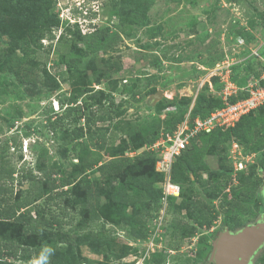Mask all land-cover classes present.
<instances>
[{"label": "rangeland", "instance_id": "rangeland-1", "mask_svg": "<svg viewBox=\"0 0 264 264\" xmlns=\"http://www.w3.org/2000/svg\"><path fill=\"white\" fill-rule=\"evenodd\" d=\"M5 2L0 0V174L11 168L15 169V174L13 194L1 192L0 199L10 197L11 203L21 199L28 190V182L18 184L21 173L24 175L31 169L38 175L35 169L38 156L43 169H53L56 179L75 171L74 164L81 159L84 163L99 161L97 167L83 174L91 180H100L101 172L109 170L111 161L107 154L93 148L85 150L86 141L78 140L69 146L61 143V137L79 123L66 129L67 121H59L62 129L57 133L48 128L54 116L61 115L64 109L59 104V111L55 112L53 101L78 94L77 86L81 81L90 84L88 88L94 87L104 93L112 91L113 86L116 88L113 99L123 112L110 123L97 126L109 127L108 145H118L121 138L128 136L132 126L141 130L143 125H152L151 122L157 120L150 98L158 90H162L163 95L157 102L166 100L165 103L172 101L180 105L181 99L189 98L190 104L183 103L179 112L183 115L189 113L200 96L222 100L223 84L218 72L229 71L230 82L233 85L241 83V87L261 81L264 76V0H154L142 25L118 14V0H54L48 13L58 25L50 19L51 26L41 32L42 42L31 46L35 49L37 73L44 83L21 84L4 69L9 55L19 53L4 32V26L15 17ZM83 4V15L88 8L95 11L96 17L91 24L96 29L109 27L111 37L105 43L91 45L82 41L84 36L90 39L94 31L87 25V19L77 18L79 14L74 13V9H81ZM77 29L82 36L76 34ZM32 31L30 27L28 32ZM73 45H77L76 50L71 49ZM85 51L90 53L84 55ZM77 58L81 59L77 68L68 67L69 61ZM95 58L116 61L120 66L99 85L93 82L96 74L89 68ZM58 64L63 65V70L55 69ZM43 68L49 78L43 76ZM60 72L62 77L58 76ZM233 144L238 145V142L226 140L222 146L224 150L211 151L209 146L190 149L199 178V183L190 182V188L213 209L208 229L195 224L184 210L176 211L181 197L170 200L165 196L163 184L170 179L171 172L162 173L164 180L154 184L155 189L162 191V198L154 204V199H150L152 204L139 205L142 211L149 208V216H142L147 232H134L132 226L120 219L116 223H106L102 231L106 241L95 245L97 251L89 245L78 246L71 264H210L213 243L219 233L225 227L236 231L254 224L263 211L261 187L264 179L259 164L264 161V132L258 142L261 149L251 154L244 153L242 145L236 148ZM141 151L144 147L137 153ZM106 162L107 168L100 172L99 165ZM239 163L242 170L235 169H240ZM252 169L261 181L252 179L242 183ZM187 175V182L197 178L192 172ZM209 179L220 187L219 196L208 197L204 193L200 183ZM7 187V182L0 183V189ZM18 191L22 194H16ZM53 201L43 198L32 204L29 207L31 215L39 213L47 218L49 211L58 214L59 209ZM100 204L104 205V201ZM123 212L127 219L136 213L135 208ZM70 215L73 225H80L77 233L86 234L88 230L81 226L79 213ZM179 221L187 227L180 229ZM63 228L65 231L69 226ZM9 229L15 231L14 225ZM24 244L31 247L32 238ZM0 264L48 263L32 254L30 258L4 257ZM254 264H264V248Z\"/></svg>", "mask_w": 264, "mask_h": 264}, {"label": "trees", "instance_id": "trees-1", "mask_svg": "<svg viewBox=\"0 0 264 264\" xmlns=\"http://www.w3.org/2000/svg\"><path fill=\"white\" fill-rule=\"evenodd\" d=\"M118 1V14L140 25L146 22L145 14L154 2V0ZM53 2L54 0H6L5 2L12 8L15 17L4 26V32L19 53L9 55L4 62V69L21 84L35 86L44 83L37 73V63L33 57L35 49L32 47L40 41L42 42L41 32L55 21L48 13ZM82 6L81 9H74V13L79 14L77 18L87 19L89 28L94 29L90 39L84 36L82 41L91 45H95L97 42L105 43L111 37L109 27L96 29L91 24L92 18L96 17L95 11L88 8L86 9L88 13L85 12L83 15L82 9L85 8V5ZM52 18L53 21L49 23ZM262 19L264 20V17ZM55 22L58 25V21ZM30 27L33 29L32 32H28ZM76 34L82 36L79 29L76 30ZM71 49L76 50L77 45L71 46ZM89 53L90 51H85L84 55ZM80 62V58L70 60L68 67L77 68L76 66ZM54 67L57 71L63 70L62 64ZM89 68L96 74L93 82L95 85H99L102 79H107L109 73L112 70H118L120 66L116 61L95 58L91 61ZM42 74L49 78V73L45 68L42 69ZM62 75L63 73L60 72L58 76L62 77ZM240 84L236 83L241 87ZM89 85L81 81L77 86L78 94L69 95L63 100L58 99L60 107L64 109L61 115L54 116V119L49 122L48 128L51 132L57 133L62 129V123L60 124L62 121H67L66 129L71 124L79 123L70 133H65L61 137V143L69 146L78 140L86 141L85 150L93 148L107 154L111 161L109 170L103 172L102 170L107 168V162L101 163L98 167V170L102 171L101 179L91 180L83 174L86 170L92 171L97 167L99 161L90 160L84 163L85 160L81 159L74 164L76 172L73 171L62 179H56L53 178L55 173L53 169L50 171L43 169L41 157L38 156L35 162L38 175L32 173L31 169H27L24 175H22L23 173L20 175L18 184H21L22 181L29 183L24 196L12 203L10 197L0 199V261L4 257L30 258L33 254L36 257L40 256L48 264H71L73 260L75 261L74 254L78 246L89 245L94 251H97L95 245L100 246L107 238L102 234V231H105L106 223H116L118 219L122 223L132 226L134 232H147L142 216H149V208L142 211L139 205L146 202L152 204L150 199H154L153 204L160 200L162 191L155 189L154 184L164 180V175L155 170L156 153L147 148L159 139L162 131L172 132L176 129L187 115L184 113L179 115L183 103L188 106L191 100L189 98L181 99L180 105L172 101L165 103L166 100L157 102L153 107V116L157 120L152 121V125H143L141 130L132 126L128 136L121 138L118 145H108L109 127H99L97 124L110 123L122 114L123 111L120 110L119 104H116L113 99V94H115L113 92L116 88L113 86L112 91L104 93L103 90H97L94 87L88 88ZM260 85L264 86V81ZM243 97L245 94L240 93L236 97H231L229 101L234 102ZM170 106H173L175 111L166 113L162 118V112ZM222 106L223 101L220 99H204L200 96L189 111V118L191 121L196 117L203 118ZM263 118L264 104L244 115L233 127L224 130L215 129L209 134H199L191 140L190 145L175 158L170 171V181L180 186L181 201L176 207V211L184 210L186 216L199 227L206 229L210 227L209 215L212 213V207L201 200L190 188V182L199 183L198 174L195 173V167L192 164L190 149L209 146L211 151L224 150L222 146L225 141L233 139L238 142V146L242 145L244 153L251 154L261 149L258 142L264 132ZM167 121L168 124H166ZM116 126L118 127V122ZM151 132L153 133L151 134ZM143 147L144 151L137 153ZM259 166L261 173L264 172V161L260 162ZM187 172L194 173L197 180L187 182ZM250 172L242 183H247L252 179L261 181V178L255 173V169ZM14 174L15 169L13 168L0 174L1 185L6 182L9 184V187L0 189V193L13 194ZM78 176L80 178H77ZM200 185L208 197H216L221 193L220 187L213 184L210 179L201 182ZM132 188L134 189L132 190ZM51 193L54 195H50ZM16 194L21 195L22 191H18ZM43 198L48 202L58 200L53 202L59 209V213L55 214L49 211L47 218L40 216L39 213L37 216L31 215L29 207ZM148 198L149 200H147ZM169 199L174 200L175 198L170 197ZM101 200L104 201V205L100 204ZM128 208H135L136 211L130 219H127L123 212ZM75 212L81 216L80 224L88 230L86 234L77 233L80 225L77 223L73 225L72 217H70V214ZM11 225H14L15 231L9 229ZM177 225L180 229L187 227L180 221L177 222ZM64 226H69V228L64 231ZM28 238H32L33 245L31 247L24 244Z\"/></svg>", "mask_w": 264, "mask_h": 264}, {"label": "built area", "instance_id": "built-area-1", "mask_svg": "<svg viewBox=\"0 0 264 264\" xmlns=\"http://www.w3.org/2000/svg\"><path fill=\"white\" fill-rule=\"evenodd\" d=\"M223 84V106L211 111L207 116L201 118L196 117L190 120L189 113L185 119L177 125L172 132L162 131L159 139L148 150L156 153L157 159L155 170L161 173L170 172L172 164L177 156L185 150L191 143V140L199 134H209L215 129H227L233 127L244 115H247L253 110H256L264 104V86L260 83L264 81V76L255 83L246 87H236L229 80V71L224 74L217 73ZM243 93L245 97L239 98L234 102L229 99L233 96ZM53 108L59 111V103L53 101ZM173 106L167 107L161 117L164 118L166 113L174 112ZM238 148L237 144H233ZM242 170V164L239 163ZM163 192L166 197L178 199L180 197V186L168 180L163 184Z\"/></svg>", "mask_w": 264, "mask_h": 264}, {"label": "water", "instance_id": "water-1", "mask_svg": "<svg viewBox=\"0 0 264 264\" xmlns=\"http://www.w3.org/2000/svg\"><path fill=\"white\" fill-rule=\"evenodd\" d=\"M162 90L151 96L150 104L155 105L162 96ZM264 179V172H262ZM263 211L254 224L230 231L224 228L213 243L211 264H254L258 253L264 248V183L261 187Z\"/></svg>", "mask_w": 264, "mask_h": 264}, {"label": "crops", "instance_id": "crops-1", "mask_svg": "<svg viewBox=\"0 0 264 264\" xmlns=\"http://www.w3.org/2000/svg\"><path fill=\"white\" fill-rule=\"evenodd\" d=\"M236 87H237V85L236 84H234ZM239 87V86H238Z\"/></svg>", "mask_w": 264, "mask_h": 264}, {"label": "clouds", "instance_id": "clouds-1", "mask_svg": "<svg viewBox=\"0 0 264 264\" xmlns=\"http://www.w3.org/2000/svg\"><path fill=\"white\" fill-rule=\"evenodd\" d=\"M58 102V101H57ZM55 111V110H54ZM55 112H57V111H55Z\"/></svg>", "mask_w": 264, "mask_h": 264}, {"label": "flooded vegetation", "instance_id": "flooded-vegetation-1", "mask_svg": "<svg viewBox=\"0 0 264 264\" xmlns=\"http://www.w3.org/2000/svg\"><path fill=\"white\" fill-rule=\"evenodd\" d=\"M223 231V230H222ZM230 231H232V230H230ZM211 264V263H210Z\"/></svg>", "mask_w": 264, "mask_h": 264}, {"label": "bare ground", "instance_id": "bare-ground-1", "mask_svg": "<svg viewBox=\"0 0 264 264\" xmlns=\"http://www.w3.org/2000/svg\"><path fill=\"white\" fill-rule=\"evenodd\" d=\"M162 95H163V93H162Z\"/></svg>", "mask_w": 264, "mask_h": 264}]
</instances>
